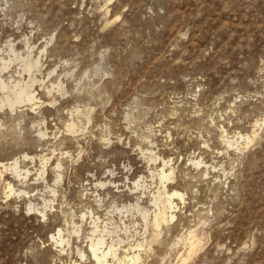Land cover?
I'll use <instances>...</instances> for the list:
<instances>
[{
	"label": "rangeland",
	"instance_id": "1",
	"mask_svg": "<svg viewBox=\"0 0 264 264\" xmlns=\"http://www.w3.org/2000/svg\"><path fill=\"white\" fill-rule=\"evenodd\" d=\"M10 45L41 104L0 110V264H94L96 217L142 245L129 264H264V0H0ZM162 161L183 202L151 243L133 206L153 213Z\"/></svg>",
	"mask_w": 264,
	"mask_h": 264
},
{
	"label": "bare ground",
	"instance_id": "2",
	"mask_svg": "<svg viewBox=\"0 0 264 264\" xmlns=\"http://www.w3.org/2000/svg\"><path fill=\"white\" fill-rule=\"evenodd\" d=\"M28 51L27 53H24V55H22L17 53L12 45H10L8 46V54L5 57H0V74L6 71L12 64L17 63L19 66V77H22L23 75L26 76V79L14 80L12 82H6L0 79V110L8 108L10 112L13 113L20 105H28L30 107H33L37 104H41L40 100L35 96L34 91L32 90L34 84H37V82H39L37 81L35 74L40 72V63L39 59L32 57L33 54L28 53ZM11 79L12 78H10V80ZM53 90L60 92L61 85L59 83H57L56 85L51 84L50 90H48L47 94H51V91ZM83 117L88 121V114L87 116L86 114L83 115ZM76 127L77 126L75 122H70L66 126V130L68 133L73 134L76 132ZM249 140L250 139L247 138V141ZM24 158L26 157L24 156ZM43 160L44 159H42V161ZM46 161L47 160H44L43 163H45ZM149 162H152L153 165L157 164V158L150 157ZM168 163L169 162L162 161L158 169H154V171L157 172L156 176L159 180L160 187L152 195L151 205L153 206L154 210L152 214L150 213L151 216L148 215V212L150 211H147L146 209H140L138 204H135L133 206L138 215H140L141 220L144 224L143 226L146 229H150V232H152L150 240L151 243L157 242V239L162 233L163 227L166 228L167 225L170 224V222H172L175 218L173 213L177 209V207L174 204V199H179L181 202H183V194L174 190L168 191L166 188L165 184H168L170 181H172L173 175V170L168 167ZM200 164L201 163L199 162L193 163V165L196 166H199ZM3 168L4 170L10 171L17 178H21L22 175L26 177L28 174L27 172H21L17 160L9 164L8 167L3 166ZM59 168L60 165L56 164L55 169L58 170ZM141 183V179H139L133 183V186L138 188L141 186ZM7 189L10 193H13V188L10 184L7 185ZM51 192L53 193V191ZM83 218H85V215L81 216V219ZM89 224L92 226V229L90 237L88 239V251L94 264H129L141 262V257L139 255V250L142 248L141 244H135L134 246H131L129 244L130 246H128V248L124 247V249H122V245L124 243L122 242V240H111V242L108 244L105 242L104 234H109L111 232H108L106 227L100 228V225L98 226V224H100L99 217L91 218ZM56 237L57 239H55V236H51V240H53L54 243L56 242L59 245H62L65 242L61 237L60 230L57 231ZM195 237L191 233L186 237V242L191 247L190 254L193 253V255L196 251L195 249H197L199 244L196 241ZM119 252H121L122 254H119ZM80 256L82 258L84 257L82 253L80 254ZM182 262L184 263L185 260H183Z\"/></svg>",
	"mask_w": 264,
	"mask_h": 264
}]
</instances>
